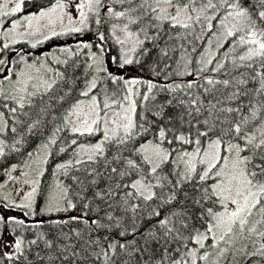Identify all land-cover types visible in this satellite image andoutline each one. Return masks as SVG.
Returning <instances> with one entry per match:
<instances>
[{
    "label": "snow or ice",
    "instance_id": "obj_1",
    "mask_svg": "<svg viewBox=\"0 0 264 264\" xmlns=\"http://www.w3.org/2000/svg\"><path fill=\"white\" fill-rule=\"evenodd\" d=\"M31 2L0 0V264H264V0Z\"/></svg>",
    "mask_w": 264,
    "mask_h": 264
},
{
    "label": "rangeland",
    "instance_id": "obj_2",
    "mask_svg": "<svg viewBox=\"0 0 264 264\" xmlns=\"http://www.w3.org/2000/svg\"><path fill=\"white\" fill-rule=\"evenodd\" d=\"M36 11V10H34ZM34 11H28V12H34ZM28 12H25V14H27ZM76 39H79V37H60V38H56L51 42H46L44 45L39 46V48L36 49L37 54H39L40 52H46L49 51L50 47H55L56 45H63V44H72L75 42ZM85 39H88V37H85ZM72 42V43H70ZM110 47H112V44L110 45ZM29 51H32L31 49ZM113 55H116V51L115 48H113L112 51ZM143 75H145L144 73H142ZM146 76V75H145ZM10 239V237H9Z\"/></svg>",
    "mask_w": 264,
    "mask_h": 264
},
{
    "label": "trees",
    "instance_id": "obj_3",
    "mask_svg": "<svg viewBox=\"0 0 264 264\" xmlns=\"http://www.w3.org/2000/svg\"><path fill=\"white\" fill-rule=\"evenodd\" d=\"M46 2V0H32V2L31 3H27L26 5H25V12H28V11H34V10H37V8L41 5V4H43V3H45ZM70 43H72V42H70ZM111 45V42H110V44H109V46ZM21 46H23V45H21ZM28 50H30V49H28ZM36 51V50H35ZM37 53V52H36ZM112 54V53H111ZM113 55V54H112ZM146 76L148 75V73L147 72H145L144 73ZM52 176H51V168L49 169V173H47L46 174V176H45V182H50L51 180H52ZM72 214H75V213H72Z\"/></svg>",
    "mask_w": 264,
    "mask_h": 264
},
{
    "label": "flooded vegetation",
    "instance_id": "obj_4",
    "mask_svg": "<svg viewBox=\"0 0 264 264\" xmlns=\"http://www.w3.org/2000/svg\"><path fill=\"white\" fill-rule=\"evenodd\" d=\"M39 48V47H38ZM37 52V51H36Z\"/></svg>",
    "mask_w": 264,
    "mask_h": 264
}]
</instances>
